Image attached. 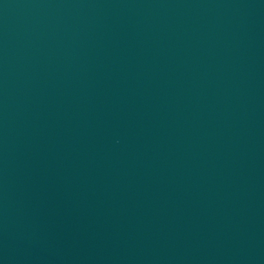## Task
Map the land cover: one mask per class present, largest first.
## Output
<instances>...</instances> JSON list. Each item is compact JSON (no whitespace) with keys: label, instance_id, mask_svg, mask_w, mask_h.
Here are the masks:
<instances>
[{"label":"water","instance_id":"1","mask_svg":"<svg viewBox=\"0 0 264 264\" xmlns=\"http://www.w3.org/2000/svg\"><path fill=\"white\" fill-rule=\"evenodd\" d=\"M0 264H264V0H0Z\"/></svg>","mask_w":264,"mask_h":264}]
</instances>
